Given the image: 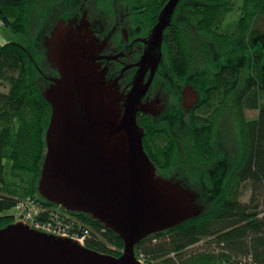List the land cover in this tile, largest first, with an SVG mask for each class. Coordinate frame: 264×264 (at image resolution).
<instances>
[{"label": "trees", "instance_id": "trees-1", "mask_svg": "<svg viewBox=\"0 0 264 264\" xmlns=\"http://www.w3.org/2000/svg\"><path fill=\"white\" fill-rule=\"evenodd\" d=\"M47 2L0 0V22L30 41L28 46L8 42L0 50V228L17 220L16 214L6 212L28 197L45 207L56 206L38 191L52 110L44 96L40 62L39 42L44 32L35 40L32 29ZM240 4L232 29L225 23L236 10V0H195L196 31L223 48L218 55H224L227 48L232 61L246 64L245 75L237 65L218 74L222 80L231 76V91L222 86L202 101L206 113L212 108L215 114L230 111L236 152L230 155L229 150L214 146L210 127H215V114L191 120L192 125L203 127L195 145L200 173L214 175L222 194L201 198L200 215L140 241L136 254L143 256L145 264H264V31L252 30L253 23L264 16V0H242ZM249 110H257V116L247 117ZM210 119L215 120L211 125ZM214 159L219 161L213 166L209 160ZM6 161L13 182L5 178ZM245 189L250 191L246 202L242 200ZM69 213L92 227L87 247L122 254L124 242L118 234L89 214ZM46 218L43 212L37 216L39 221ZM204 239L208 240L205 245L194 247Z\"/></svg>", "mask_w": 264, "mask_h": 264}, {"label": "water", "instance_id": "water-1", "mask_svg": "<svg viewBox=\"0 0 264 264\" xmlns=\"http://www.w3.org/2000/svg\"><path fill=\"white\" fill-rule=\"evenodd\" d=\"M178 1H169L159 34ZM45 45L59 76L44 91L52 113L39 194L103 223L124 249L115 256L16 221L0 228V264H144L137 244L200 215L203 202L157 176L137 120L141 93L132 94L123 112L117 90L88 61L85 37L73 23L60 19Z\"/></svg>", "mask_w": 264, "mask_h": 264}, {"label": "flooded vegetation", "instance_id": "flooded-vegetation-1", "mask_svg": "<svg viewBox=\"0 0 264 264\" xmlns=\"http://www.w3.org/2000/svg\"><path fill=\"white\" fill-rule=\"evenodd\" d=\"M169 1L62 0L59 19L73 23L75 29L82 32L88 61L104 74L105 82L117 90L123 112L136 98L132 94L141 93L137 120L143 130L144 149L157 176L180 184L194 194V201L198 203L203 197L222 193L214 175L200 173L202 166L196 157L195 145L203 127L192 125L191 120L207 119L215 114L213 108L207 113L202 110L203 98L218 93L222 86H226L225 91L232 90L231 76L222 80L218 74L237 65L245 75L246 64L232 61L231 50L227 48L222 56L209 52L202 56L215 47L214 39L211 48L205 40L206 34L195 31V0H179L159 34L157 25ZM202 57L210 61L206 65L219 67L213 77V74L205 77L207 72L198 70ZM53 68L49 73L42 72L47 81L45 89L59 76L58 69ZM220 80L224 81L222 85ZM215 116V127L210 129L214 146L221 149L227 146L224 130L228 140L231 137V114L224 110ZM184 120L188 126L174 124ZM208 122L211 125L215 120ZM150 123L153 127L149 128ZM188 156L193 159L189 160ZM218 161L209 160L213 166Z\"/></svg>", "mask_w": 264, "mask_h": 264}, {"label": "rangeland", "instance_id": "rangeland-1", "mask_svg": "<svg viewBox=\"0 0 264 264\" xmlns=\"http://www.w3.org/2000/svg\"><path fill=\"white\" fill-rule=\"evenodd\" d=\"M240 3L242 4V0H236V10L226 20L225 26H228V28L230 27V28L234 29L236 27V24H235L236 20L235 19H236V17H238V14H240V12H238V5ZM62 6H63L62 0H48L46 6L43 8L41 13H39V15L36 17V23L32 29V36H33V38H35V40H37L39 35L42 32H44L43 40L39 42V49H40L39 51L42 55L40 62H41V65H42L44 72H46V73L53 71L54 70L53 67H55V66L50 61H47L48 51H47V47L45 45V38L51 34V32L54 30L57 22L60 20L59 19V15H60L59 10H61ZM253 29H255L257 31L258 30L264 31V16L259 17L256 20L255 24L253 23L252 30ZM195 31H196V29H195ZM257 31L252 32V34L256 35ZM205 40L209 41V43H207V45H209L211 48H213L212 47L213 42L211 41V37H205ZM196 41H197V34L195 32V43H196ZM8 42H18V43H21V44L26 45V46H28L30 44L29 39H27L24 35H22L21 33L13 32V30H11L9 27L4 26V24H0V50H1L2 46ZM214 47H215V49H212V51H210L208 49V51H206V53H203L202 56H205L208 52L209 53H219V50L217 49L215 44H214ZM208 62H210L208 59H205V57H202L200 59V63H199L200 65H199L198 70H201V72H207L205 77H210L212 74H213L212 75V77H213L215 72L218 70L219 67L217 65H215L214 67L208 66V65H206V63H208ZM44 85L46 87L47 81H45ZM1 88L2 87H0V89ZM257 114H258L257 110H249L246 112V116L249 118H254L257 116ZM174 124L178 125V126H183V125L188 126V122L186 123V120L182 121V123H178V121H177ZM230 135H231V137H229V140H228V135L224 130L223 139L227 143V146H225L223 148L229 150L230 155H231V154H234L237 150L236 146H235L236 144L234 145L235 136L233 135V131L231 128H230ZM233 147H235V148H233ZM217 149L219 150L218 147H217ZM10 169H11L10 162L6 161L5 178L7 181L12 180L11 182H13L14 179H11ZM244 192H245V195L242 197V200L246 202L249 200L250 191L245 189ZM6 213L18 215L19 210L16 207H14L11 210L7 211ZM206 241H208V240H206V239L202 240L199 244L195 245V248H199V247L205 245Z\"/></svg>", "mask_w": 264, "mask_h": 264}, {"label": "built area", "instance_id": "built-area-1", "mask_svg": "<svg viewBox=\"0 0 264 264\" xmlns=\"http://www.w3.org/2000/svg\"><path fill=\"white\" fill-rule=\"evenodd\" d=\"M16 208L19 210L17 219L28 222L37 229L71 237L82 245H85L87 238L93 233L92 227L84 219L63 210L60 206H56L57 210H51L28 197L20 201ZM42 212L47 213V218L39 221L37 216ZM138 260L145 263L143 256H138Z\"/></svg>", "mask_w": 264, "mask_h": 264}, {"label": "bare ground", "instance_id": "bare-ground-1", "mask_svg": "<svg viewBox=\"0 0 264 264\" xmlns=\"http://www.w3.org/2000/svg\"><path fill=\"white\" fill-rule=\"evenodd\" d=\"M46 207H47V206H46ZM48 208L51 209V210H57L56 206H51V207L48 206ZM70 212H71V211H70ZM105 227H106V226H105ZM106 228H107V227H106ZM70 238H71V237H70Z\"/></svg>", "mask_w": 264, "mask_h": 264}]
</instances>
